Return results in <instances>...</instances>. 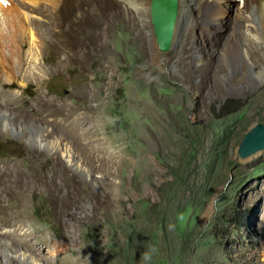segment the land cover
I'll use <instances>...</instances> for the list:
<instances>
[{
    "label": "rangeland",
    "instance_id": "obj_1",
    "mask_svg": "<svg viewBox=\"0 0 264 264\" xmlns=\"http://www.w3.org/2000/svg\"><path fill=\"white\" fill-rule=\"evenodd\" d=\"M9 3L0 100L18 99L0 125V264L15 253L48 264H264V148L236 155L264 118V52L224 56L218 25L197 24L204 1L166 51L148 28L147 46L133 38L118 0ZM226 99L242 106L219 115Z\"/></svg>",
    "mask_w": 264,
    "mask_h": 264
},
{
    "label": "bare ground",
    "instance_id": "obj_2",
    "mask_svg": "<svg viewBox=\"0 0 264 264\" xmlns=\"http://www.w3.org/2000/svg\"><path fill=\"white\" fill-rule=\"evenodd\" d=\"M9 1L10 0H5V1L0 2V29L2 28L1 30H3V25L6 22V13L4 10H6L5 8L9 6L10 4ZM30 1L36 2L37 4H40L41 1L42 2L44 1V2H47V4L49 3L51 5L52 4L54 5V2L57 0H30ZM198 1H201V2L204 1V4H203V8H198L197 10V13L199 14L198 15L199 19L197 21V24L199 25L204 20H208V22L209 21L211 23L214 22L218 25V28L215 31L217 35L219 34L220 36L224 37L225 45L224 47L222 46L224 56L230 57L235 54H241V55L243 54L247 57H250V56L255 57L256 55H259V57L257 58V61L259 62L261 60L260 56L262 55V51L264 52V0H238L237 3L233 2V4L231 3L232 0H176L177 9H176V16H175L173 28H172V36H171L170 45L177 43L178 40L181 39V32L179 29L181 26L180 24H182V21L184 20V18L188 14L191 13L192 7L196 5ZM118 2L121 3L123 8L130 15V29H131L133 38L142 37V42L147 46L148 43L147 41H145L146 39H145L144 34L142 33V29H144L145 27V28H148L150 33L152 31V24L150 20L151 0H118ZM101 4L104 5L105 7L109 6L108 4H110V0H101ZM83 5L88 10L93 9L91 5L87 3V1H85ZM13 7L14 6H12V9ZM226 7L231 9L232 16L231 15L229 16L228 11H226ZM13 11H17V10L15 9ZM13 14H11V18H10L11 21L14 17ZM228 23H231V28L229 29L230 32L232 33L231 36L230 35L226 36L227 32L224 30V27H223L224 25L226 26ZM26 36L29 41V45L26 49L25 55H26V59L28 60L27 69L30 72V70H34L33 68H35L37 64V54H38L37 52L38 43H37V39H36V35L34 31L31 30V26L27 28ZM211 42L213 43V45L216 46L217 44L219 45L221 41H219L218 39L217 40L211 39ZM247 46H249L250 48H248ZM213 52L215 51L213 50ZM16 56L18 57L16 67L18 68L23 67L21 66L22 63L19 58L21 57L20 53H18ZM195 59L196 61L199 60L197 56L195 57ZM261 75H262V72H261ZM5 79L13 80V79H10L9 77H6ZM1 92L3 93V98H6L5 99L6 101L0 100V125H3L4 128H7L8 125L3 121L4 120V107L8 105L12 106L11 104L13 100L18 99V94L17 92H14V91H4V92L1 91ZM4 96H8V97H4ZM47 103L49 104L50 100H48ZM39 140H41L40 137H39ZM10 257H8L9 259L8 260L6 259V260L7 262L11 261L12 264L14 263L15 264H48V261H49L48 259H45L44 261H42V258H41V263H40V262H37V260L35 261L34 259H31L32 257L24 253H18V254L15 253L13 257L11 258ZM5 263L3 262L2 264H5Z\"/></svg>",
    "mask_w": 264,
    "mask_h": 264
},
{
    "label": "water",
    "instance_id": "obj_3",
    "mask_svg": "<svg viewBox=\"0 0 264 264\" xmlns=\"http://www.w3.org/2000/svg\"><path fill=\"white\" fill-rule=\"evenodd\" d=\"M176 0H151L150 20L155 45L159 51L170 47L172 28L176 16ZM264 148V118L248 126L236 147V155L243 159Z\"/></svg>",
    "mask_w": 264,
    "mask_h": 264
},
{
    "label": "trees",
    "instance_id": "obj_4",
    "mask_svg": "<svg viewBox=\"0 0 264 264\" xmlns=\"http://www.w3.org/2000/svg\"><path fill=\"white\" fill-rule=\"evenodd\" d=\"M242 106L239 100L226 99L220 104L219 115H227L237 111ZM4 145L9 148L10 151L15 152L20 145L12 140L4 141Z\"/></svg>",
    "mask_w": 264,
    "mask_h": 264
},
{
    "label": "clouds",
    "instance_id": "obj_5",
    "mask_svg": "<svg viewBox=\"0 0 264 264\" xmlns=\"http://www.w3.org/2000/svg\"><path fill=\"white\" fill-rule=\"evenodd\" d=\"M149 258L148 255L146 254V259Z\"/></svg>",
    "mask_w": 264,
    "mask_h": 264
}]
</instances>
